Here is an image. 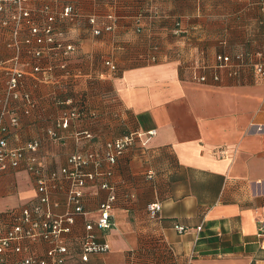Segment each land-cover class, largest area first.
<instances>
[{
	"label": "crops",
	"instance_id": "0c3cea01",
	"mask_svg": "<svg viewBox=\"0 0 264 264\" xmlns=\"http://www.w3.org/2000/svg\"><path fill=\"white\" fill-rule=\"evenodd\" d=\"M163 4L169 19L140 33L128 20L101 37L90 33L87 22L77 28L60 24L61 39L76 45L66 58L55 52L41 60L31 57L27 34L16 39L12 27L0 23V108L14 71L25 74L24 91L36 102L31 115L21 111L10 146L39 140L52 172L65 168L76 152L103 153L125 134L147 137L155 130L146 146L137 142L114 166L116 227L97 231L112 249L90 264H264V237L258 235L264 218V80L254 69L264 61V0ZM83 5L87 13L95 10ZM177 22L180 36L173 33ZM239 52L249 56L235 76L220 67L217 56ZM34 65L44 71L35 73ZM74 109L82 117L63 128L62 119ZM52 131L58 139L50 137ZM85 132L94 139L78 138ZM62 187L55 201L64 202ZM38 194L27 170L0 173V225L8 226L12 212L35 205ZM106 199L100 187L87 188L86 211L96 216ZM155 203L161 211L153 217L148 206ZM84 221L77 219V235ZM23 246L37 256L50 248L42 241ZM25 254L10 253L9 261Z\"/></svg>",
	"mask_w": 264,
	"mask_h": 264
},
{
	"label": "built area",
	"instance_id": "2783aa9c",
	"mask_svg": "<svg viewBox=\"0 0 264 264\" xmlns=\"http://www.w3.org/2000/svg\"><path fill=\"white\" fill-rule=\"evenodd\" d=\"M164 0H43V3L33 7V0H0V23L12 27V35L18 39L22 33L27 34L26 44L31 57L41 60L49 53L55 52L59 58H66L76 52V45L61 39L63 32H58V26L69 23L77 28L87 22L89 31L96 37L106 33L113 34L122 20L133 21L135 31L140 33L145 29L164 24L167 17ZM84 2L94 6V11L87 13ZM103 8L106 12L103 14ZM173 33L180 36L183 33L180 22H177ZM249 55L239 52L233 56L218 55L221 68H231L232 75H238L240 69L247 63ZM156 57L152 58L155 61ZM108 64L116 71L117 66L111 60ZM66 68V65L63 64ZM254 69L264 80V61L256 62ZM44 69L34 65V72L41 73ZM23 72L14 71L8 75L5 97L0 108V173L9 168L27 170L38 183V202L33 206L24 207L19 213L12 212L8 226L0 225V264H90L93 256L107 254L111 244L100 240L97 231L109 232L116 227L113 220V208L117 201L115 185L110 181L114 174V166L126 150L141 142L144 146L156 135L149 132L145 137L142 133L132 132L122 138L108 143L103 153L84 150L76 152L68 159L65 168L49 172L40 154L39 140L28 142L22 147L10 146L9 137L14 129L20 126V113L31 115L36 107L30 93L24 91ZM215 80H219L216 76ZM200 82L206 83L207 77L201 76ZM73 102L69 101V105ZM79 109L70 110L62 119V127L68 128L70 123L82 117ZM53 139H58L55 132L49 133ZM87 140H93L89 132L80 134ZM222 155L226 152L221 151ZM108 165L103 170L102 165ZM60 184L64 189V202L54 200V192ZM100 187L107 192V199L97 207L96 216L86 211L84 206L86 189ZM63 207L64 213L55 209ZM158 203L148 206L153 217L161 211ZM79 217H84L85 229L82 235L76 233V223ZM179 232L186 228L177 226ZM259 236L264 237V218L259 220ZM24 241L48 243L50 248L45 256L29 253L23 246ZM26 254L19 260L9 261L10 253Z\"/></svg>",
	"mask_w": 264,
	"mask_h": 264
}]
</instances>
